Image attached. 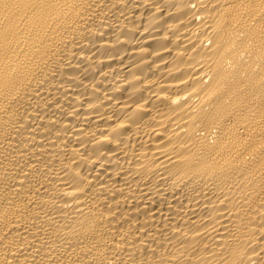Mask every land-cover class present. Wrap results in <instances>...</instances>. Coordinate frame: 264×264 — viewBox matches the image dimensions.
<instances>
[{"label": "bare ground", "instance_id": "obj_1", "mask_svg": "<svg viewBox=\"0 0 264 264\" xmlns=\"http://www.w3.org/2000/svg\"><path fill=\"white\" fill-rule=\"evenodd\" d=\"M0 264H264V0H0Z\"/></svg>", "mask_w": 264, "mask_h": 264}]
</instances>
